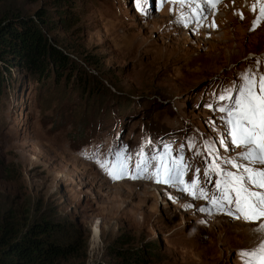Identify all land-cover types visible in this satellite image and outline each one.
Listing matches in <instances>:
<instances>
[{
  "label": "rangeland",
  "instance_id": "374dc122",
  "mask_svg": "<svg viewBox=\"0 0 264 264\" xmlns=\"http://www.w3.org/2000/svg\"><path fill=\"white\" fill-rule=\"evenodd\" d=\"M55 2L0 0V20L43 12L53 24L42 32L90 76L89 91L77 89V71L66 80L50 75L37 81L19 67L5 75L0 222L23 227L46 218L62 224L70 240L84 245L68 264H114L107 248L118 236L129 238L131 247L154 241L157 259L148 264H242L239 252L259 243L256 224L200 212L209 206L205 200L152 179L113 180L97 157L110 160V150L126 146L135 161L141 149L151 154L169 144L175 156L184 145L185 179L199 168L203 183L206 141L221 156H235L239 149L225 151L218 143L225 129L213 93L254 68L257 58L264 62V22L250 30L256 0H221L204 13L202 27H184L180 9L157 8L158 0H151L147 14L134 0ZM64 15L70 17L63 25L58 16ZM89 58L95 66L84 64Z\"/></svg>",
  "mask_w": 264,
  "mask_h": 264
},
{
  "label": "snow or ice",
  "instance_id": "6c2138e0",
  "mask_svg": "<svg viewBox=\"0 0 264 264\" xmlns=\"http://www.w3.org/2000/svg\"><path fill=\"white\" fill-rule=\"evenodd\" d=\"M221 0H158L157 8L164 4L180 9L178 22L184 27L195 24L203 26L206 9L215 10ZM142 14H147L151 0H134ZM191 9L186 15L184 9ZM175 10V8L170 9ZM255 14L252 31L264 22V0H256L251 5ZM241 19L243 14L239 13ZM210 27H217L215 21ZM255 67H248L238 73L237 81L224 88L219 94L213 93L217 102L215 109L221 115L219 120L225 129L218 143L225 151L239 149L235 156L223 157L213 143L205 142L207 153L203 171V183L200 169L196 168L193 178L186 180L190 170L183 155L184 145L177 155H173L172 145H164L159 151L146 154L143 149L136 154L135 161L128 154L127 147L111 152L112 158L97 163L113 179H152L176 189L192 199H202L208 207L198 211L211 214H224L234 220L254 223L258 234L256 247L242 249L239 252L242 264H264V70L260 59L254 60ZM213 109L214 105H206ZM215 126V121H212ZM195 144L189 142V148ZM197 155L201 153L197 152ZM215 177V179H213ZM212 185L209 192L207 185ZM171 198V197H170ZM187 207H193L188 204Z\"/></svg>",
  "mask_w": 264,
  "mask_h": 264
},
{
  "label": "trees",
  "instance_id": "16d2710c",
  "mask_svg": "<svg viewBox=\"0 0 264 264\" xmlns=\"http://www.w3.org/2000/svg\"><path fill=\"white\" fill-rule=\"evenodd\" d=\"M59 1L54 3L55 6H59ZM68 17L58 16V19L64 25ZM51 24L41 11L34 18L14 16L0 20V88L10 68L19 67L37 81L50 75L66 80L77 71L73 78L77 89L85 94L89 91L90 76L83 69L82 74L79 73L81 67L57 49L42 32L41 28L47 29ZM84 61L87 67L97 63L92 58ZM68 70L71 71L69 74ZM66 234L62 224L46 218L23 227L4 218L0 222V264H68L70 260H77L84 245L70 240ZM115 242L117 245L107 248L114 264H148L157 259L158 247L154 241L131 247L128 246L129 238L118 236Z\"/></svg>",
  "mask_w": 264,
  "mask_h": 264
},
{
  "label": "bare ground",
  "instance_id": "6f19581e",
  "mask_svg": "<svg viewBox=\"0 0 264 264\" xmlns=\"http://www.w3.org/2000/svg\"><path fill=\"white\" fill-rule=\"evenodd\" d=\"M191 10V9H190ZM207 11V9L205 10V12ZM204 12V13H205ZM213 17H215V16H213ZM217 20H219V18L217 17ZM99 227V226H98ZM98 227H97V225H95L94 227H93V229H92V231H93V234H92V237H93V239L94 238H96L97 236H98Z\"/></svg>",
  "mask_w": 264,
  "mask_h": 264
}]
</instances>
